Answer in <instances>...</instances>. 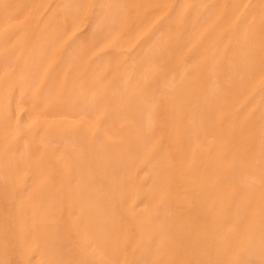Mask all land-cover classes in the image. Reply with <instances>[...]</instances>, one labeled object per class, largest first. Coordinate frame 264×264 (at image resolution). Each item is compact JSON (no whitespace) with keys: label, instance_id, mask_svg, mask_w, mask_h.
Wrapping results in <instances>:
<instances>
[{"label":"rangeland","instance_id":"obj_1","mask_svg":"<svg viewBox=\"0 0 264 264\" xmlns=\"http://www.w3.org/2000/svg\"><path fill=\"white\" fill-rule=\"evenodd\" d=\"M224 18L228 20L219 32L216 27ZM161 22L165 25L149 35ZM202 38L204 47L190 53L192 43ZM173 44L180 67L163 74L158 87L148 85L162 55L173 54L168 48ZM136 46H145L144 51L131 63L123 60L121 56ZM96 55L98 63H91ZM64 72L78 82L82 78V108L75 106L74 114L49 113L60 98L79 95L74 84L73 89H61ZM50 79L55 86L43 91ZM263 79L264 0H0V102L12 117L8 122L19 129L40 119L57 125L54 133L36 137L32 144L21 142L18 159L33 163L39 158V168L45 164L41 153L50 152L51 178L62 180L66 191L60 195L58 184L45 191L28 185L20 196L61 205L66 230L76 235L77 214L71 208L75 178H80L85 204L88 187L92 184L96 191L97 184L101 264H163L167 257L164 264H185L188 256L177 254L188 249L192 255L197 250L196 260L212 264H240L239 258L247 256L264 264ZM116 83L122 85L119 91ZM142 91L150 95L136 100ZM96 92L99 109L86 110L84 102ZM114 104V121H104L113 118ZM139 111H146L145 122L134 116ZM27 112L24 124L19 116ZM204 114L210 116L205 123ZM76 123L85 125L86 134L98 129L93 148L70 135ZM78 150L85 160L82 170L71 166ZM158 151L163 162L137 172L139 163ZM110 163L118 167L107 170L105 164ZM152 168H161L163 175L156 176ZM24 173L32 178V172ZM7 178L3 173V203L13 194ZM141 193L149 202L136 204ZM231 200L232 205L223 208ZM223 228L225 239L216 234ZM210 231L221 250L199 248ZM62 235L64 231L48 232L43 241L52 247L64 245ZM105 245L117 253L108 254ZM4 247L15 251L11 240ZM32 248L38 254L40 243ZM133 254L140 256L136 262L129 261ZM37 262L44 260L38 256Z\"/></svg>","mask_w":264,"mask_h":264},{"label":"crops","instance_id":"obj_2","mask_svg":"<svg viewBox=\"0 0 264 264\" xmlns=\"http://www.w3.org/2000/svg\"><path fill=\"white\" fill-rule=\"evenodd\" d=\"M166 20L167 19H164L163 22L165 23ZM227 20H228L227 18H224L218 24V26L216 27L217 31L219 32L223 31L222 25L225 22H227ZM163 22L157 24L156 26H153L150 29V32H148L149 35L156 33L159 30L160 26L164 24ZM261 23L262 22H260V24ZM204 45H205L204 39L202 38V41H196L192 43V45L189 47L190 48L189 52L193 53L197 51L198 49L203 48ZM144 47L145 46H136L133 49L134 52L125 53L121 57L122 59L123 58L128 59L129 63H131L133 62L135 57L139 56L144 51ZM168 48H170V51L173 54L167 58H164V55H162V58L159 62L160 63L159 69H156L154 72H152L148 78L149 79L148 85L152 87H158V83H159L158 80L163 74L173 70L174 68L180 67V63H181L180 60L174 59V44L168 46ZM99 59H100V56H97V55L92 56L91 63H98ZM66 74L67 73L64 72V80L62 81L61 86H60L61 89L62 90L73 89L72 86L74 84L76 87H79V91H80L79 95L75 97H70L66 95L60 98V100L58 101L59 102L58 104L56 105L54 104V106L50 107V109L48 110L49 113L68 111L69 113L74 114L75 106H79L80 108H82V101H81V94H80L82 89L84 88V85L82 83V78H81V81L78 82L75 77L70 76L71 78H73L71 79L70 77L69 78L66 77ZM71 75L73 74L71 73ZM50 80L51 82H48V83L46 82V84L44 85L45 87L43 86V91L49 90L48 88L50 86H53V85L55 86L54 79H50ZM154 84H157V85H154ZM184 84L185 85L188 84V80L185 81ZM193 85L194 83L192 82L191 86ZM121 86L122 85L120 83H116L115 90L119 91ZM96 93L92 94L90 98L84 102V106L87 108L86 110H91L93 112L99 109V102H100L99 93L97 94ZM183 94L184 93H176L175 95L179 96ZM149 95H150V92H145V91L139 92L136 94L137 96L136 100L145 101ZM186 95L192 96L190 98L192 99V101H197L195 95H192L191 93L190 94L186 93ZM222 96H225V94H223V91H222L221 97ZM101 104H103V102ZM202 104H205V101L202 102ZM113 109H114L113 118L106 117L104 118V121H108L109 123L114 121L115 119L114 117H116L114 116V113L116 110L115 104L113 105ZM5 110L6 109L3 107V104L0 102V192H1V184L4 181L3 173H5L9 175V179L7 178L5 181L11 182L13 185V194L10 197L12 199L4 203L1 198L2 196L0 195V264H38L37 262L38 256L42 260H44L43 264H78V263L79 264H101L100 259H99L98 247H97L99 246V241L103 242L99 238V235H98L100 217H99V213L97 214L98 201H99L98 194H97L98 193L97 184L95 185L97 192L93 189L92 184L88 187V191H91L90 199H88V203L85 204L84 202H82L85 196L80 194L81 192L79 190L80 178L79 177L75 178L77 182L75 181L73 187L74 189L76 187V192H75L76 201L74 202L71 208H72V212H75L77 214L76 215L77 218L74 220V223H73L75 225L76 235L72 233L73 232L72 230H71L72 232L68 229L66 230L68 221L66 220L67 219L66 213L62 212L61 205H54L51 202H47L45 199H42V200L39 199L40 197L35 198L34 196L33 198H30L28 195H26V198H25L24 196H20V195H23V192L28 185L41 188L42 191L43 190L45 191L47 189H51L54 185L58 184L59 194L62 195L63 193L66 192V191L62 192V189H63L62 180H52L51 178V168L49 167L48 162L50 161L53 162V161H52V158L50 159L51 157L50 152L41 153L45 164L44 166L39 167V168H38L39 158L35 160L33 163H28L27 161L24 162L22 159L21 160L18 159V157L21 155L20 153H18L19 152L18 145L21 142L29 141V144H32L34 143L33 142L34 138L42 136V135L46 136L48 134L54 133L56 131L55 128L57 127V125L50 122L51 120L40 119V121H37L33 124L25 125L26 126L25 128L19 129L16 125H12L11 123L8 122L12 119V117L11 116L8 117ZM128 111L131 113L135 112V110L132 108H128ZM13 113H14V116H17V114H15V111ZM145 113L146 111H139V113L134 114V116H136L138 121H141L142 123V122H145L144 120L146 117ZM26 115L19 116L21 120L23 119L24 124L29 119L30 112H27ZM208 115L207 116L205 114L203 115L204 123L210 117ZM20 118L18 120H20ZM68 126H71V124H69ZM85 128H86L85 125L76 123L75 125L71 127L70 130H72L73 133L70 135L77 137V139H79L78 140L79 143L81 142V144L85 145L87 149L89 147L93 148L92 144L98 137V129L96 130V133L86 134L83 131L85 130ZM70 130L67 132L68 134L70 133ZM214 135L220 136V133H217V131H215ZM147 137H148V140L151 141L150 138H152V135H149ZM222 137L220 139H222ZM34 149L35 151L38 152V149L36 148ZM31 150L32 148L30 149V151ZM92 152L93 150L91 149L88 150V153H92ZM73 158L76 163L71 164V166L72 165L75 166L77 164V166H75L77 167V169L75 170H78L79 168L80 170H82V167L85 165V160H84V157L81 155L80 150H78V152L75 153V156ZM62 159H65V157H63ZM162 162H163L162 152L158 151L154 155L147 157L145 159V162L141 164L139 163L137 172L143 171L142 168L143 169L147 168L151 170L150 168L151 164L155 165L157 163H162ZM251 163L252 162H250V164ZM116 165L115 163L105 164V168L109 170L110 167L111 169L116 168ZM152 170L153 171L155 170L156 176L163 175V171L161 168L160 169L152 168ZM25 171L32 172V178H29L28 176H26L24 173ZM53 173L57 175V173L55 172ZM139 180H140L139 183L144 185L145 181L142 178H140ZM256 180L258 179H255V181ZM154 184L157 185V183H154ZM215 184L221 185L222 182L221 181L219 183L216 182ZM159 185L162 186V183ZM192 186L197 187L199 186V184L193 182ZM143 201L149 202L148 198L146 197V199H144L141 193V196L137 197L135 199V202L136 204H138ZM231 202L232 200L229 203L225 202L223 205V208L226 209L230 207L232 205ZM132 207L134 208V206ZM261 216H263L262 213H261ZM207 219L209 220L210 216H208ZM114 220L118 222L116 220V217H114ZM206 224L210 225L209 223H206ZM48 225H50V227L46 229ZM199 225L200 223H198L197 228ZM79 228L81 231L80 235H79ZM155 229L159 230L160 225L157 224ZM206 230H211V229L207 228ZM60 231H64V235L59 237L64 240V245L62 242H60L59 246L53 245L52 247L51 244L43 241V239L47 236L48 232H49V235H55L56 233L60 234ZM26 234L28 235L26 236ZM205 234H208L209 236L208 238L204 239L202 244L198 243L200 244L199 248L204 251H211L215 249L221 250L220 247L216 244V242H214L210 238L211 231L206 232ZM216 234L218 235V237L222 236L223 239H225L227 235V231L224 228L222 230L217 229ZM102 237L104 241H109V235L103 234ZM8 240L12 241L14 248H11V249H15V251L10 252L8 250L9 249L8 247H4L5 245L8 246ZM75 240H76V246L75 244L74 246H71V243L74 242ZM34 242L40 243V252L38 254L35 252V249L32 248V244ZM93 245L96 246V248H92ZM104 247H105V251L108 254L112 253L115 255L117 253L116 250L113 251V249L108 245H105ZM137 255L138 254H133V256L131 255L129 258V261L131 260L132 262H136L137 260H139L140 256L137 257ZM177 255L180 257H183V255L188 256V259L184 258L185 260H187L185 264H212L210 260H203V261L196 260L197 250L193 253V255L189 249L186 251H180L178 252ZM260 256L264 257V253ZM254 258H251L248 256L240 257L239 258L240 264H255L258 262V258L256 257ZM167 260H169L168 257L165 260L162 259V263L164 264ZM160 261L161 259L158 261V263H160ZM221 264H225V263H221Z\"/></svg>","mask_w":264,"mask_h":264}]
</instances>
